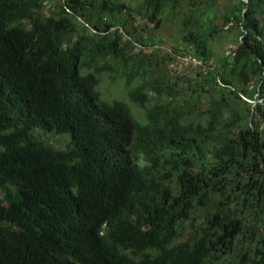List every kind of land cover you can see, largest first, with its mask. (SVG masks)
<instances>
[{
  "label": "trees",
  "instance_id": "16d2710c",
  "mask_svg": "<svg viewBox=\"0 0 264 264\" xmlns=\"http://www.w3.org/2000/svg\"><path fill=\"white\" fill-rule=\"evenodd\" d=\"M183 1L0 0V264H264V0Z\"/></svg>",
  "mask_w": 264,
  "mask_h": 264
},
{
  "label": "rangeland",
  "instance_id": "374dc122",
  "mask_svg": "<svg viewBox=\"0 0 264 264\" xmlns=\"http://www.w3.org/2000/svg\"><path fill=\"white\" fill-rule=\"evenodd\" d=\"M191 1L192 0H184L182 2V6L180 8V11H178L177 19L175 21H172L168 23L165 28L163 29H155L154 33H159L161 36V39L163 40L164 44H173L180 42L182 43L181 39L178 38V31L180 27L182 26V17L187 16L191 13ZM205 0H197V3L204 5ZM233 0H217V9L219 10L221 7L229 5ZM215 3V6H216ZM237 35L236 29L230 28L229 31L223 33L218 39L216 40H209V46L213 50L215 56L219 57L224 52H229L231 48L235 47L234 39ZM178 40V41H177ZM175 63V62H174ZM180 68L190 71L191 67L188 62H185L184 60L179 61ZM191 72V71H190ZM99 90L102 92L103 98L111 100L115 97H118L120 99L125 100L133 109V111L136 110L135 116L138 119L139 122L143 123L146 121L145 116L142 114L141 111L138 109L139 107L133 103L128 95L126 94L127 90H125L124 83L122 80H111L106 75H103L101 78V83L98 86ZM141 116V117H140ZM68 141L70 139V134L65 133L64 134ZM64 135H43V137H49V141L52 142L56 147H64L67 143V138ZM186 237V234L180 238L184 239Z\"/></svg>",
  "mask_w": 264,
  "mask_h": 264
},
{
  "label": "built area",
  "instance_id": "2783aa9c",
  "mask_svg": "<svg viewBox=\"0 0 264 264\" xmlns=\"http://www.w3.org/2000/svg\"><path fill=\"white\" fill-rule=\"evenodd\" d=\"M233 48H235V47H233ZM233 48H231V50H232ZM231 50H230L229 52H231ZM229 52H228V53H229ZM181 60H182V61L184 60L185 62H188L190 65L201 64V61H200V60L196 59L195 57H193V56H191V55H185V56H183V57L181 58ZM248 100H249V99H248ZM249 101L255 103V100H249ZM259 101L261 102L262 99H259Z\"/></svg>",
  "mask_w": 264,
  "mask_h": 264
}]
</instances>
